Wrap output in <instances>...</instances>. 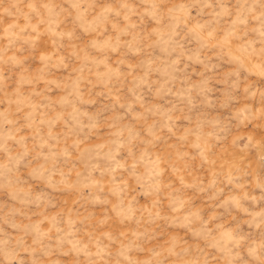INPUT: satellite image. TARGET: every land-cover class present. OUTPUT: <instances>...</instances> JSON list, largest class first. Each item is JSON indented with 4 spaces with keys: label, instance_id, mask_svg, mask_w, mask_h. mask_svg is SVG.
<instances>
[{
    "label": "clouds",
    "instance_id": "1",
    "mask_svg": "<svg viewBox=\"0 0 264 264\" xmlns=\"http://www.w3.org/2000/svg\"><path fill=\"white\" fill-rule=\"evenodd\" d=\"M0 264H264V0H0Z\"/></svg>",
    "mask_w": 264,
    "mask_h": 264
}]
</instances>
